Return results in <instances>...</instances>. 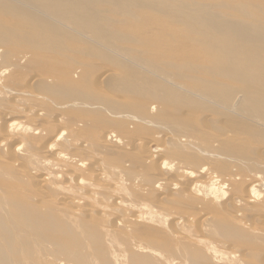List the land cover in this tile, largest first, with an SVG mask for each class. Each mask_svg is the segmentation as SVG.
I'll return each mask as SVG.
<instances>
[{
  "label": "bare ground",
  "instance_id": "1",
  "mask_svg": "<svg viewBox=\"0 0 264 264\" xmlns=\"http://www.w3.org/2000/svg\"><path fill=\"white\" fill-rule=\"evenodd\" d=\"M7 14L14 27L4 19ZM41 15L39 8L22 0H0V264H264V256L260 258L264 247V106L257 111L258 104L257 109L250 111L253 115H246L243 107L237 105L243 99L240 95L222 105L211 94H187L195 103L200 102L203 111L192 113V121L196 114L205 121L218 118L217 128L208 124L213 119L203 121L204 133L198 135L196 128L187 125L182 111V119H178L189 127L180 128L169 121L164 116L166 111H161L163 118L151 114L157 103L142 102L137 113L118 111L117 117L124 121L119 126L113 124L112 130L127 136L130 126L137 130L136 125L148 129L154 125L158 129L154 135L162 136L160 146L150 151L151 140L135 138L131 147H141L142 151L140 155L132 153L133 158L129 156L132 149L128 156L125 150L123 154L116 150L123 145V138L107 130L95 146L92 144L94 147L90 145L91 150L103 153V159L98 160L102 162L92 157L94 161L84 169L81 157L89 156L90 143L77 140L82 133L78 138L76 129L87 121L75 113V117L68 115L81 100L75 102L69 96L57 99L54 90L64 87L71 92L78 88L91 98L95 91L104 92L102 83L114 73L104 71V78L94 82L97 87L92 86L95 91L90 89L93 92L79 83L83 80L89 85V80L81 75L75 80L78 73L71 70L73 74L62 72L55 78L60 84L48 83L55 74L47 78L35 72L37 75L32 76L30 83L28 78L25 87L19 72L29 62L30 53L20 48L17 54H10L9 49H32L36 43L31 38L34 30L41 31L36 25ZM31 59L35 57L30 58V63ZM35 85L40 87L38 92L31 90ZM169 86L164 89L169 90ZM187 96L185 99L191 101ZM23 101L30 105L20 106ZM140 131L143 133V129ZM99 132H93L94 136ZM131 162L137 166L139 163L146 171H142L144 184L137 194L153 193V203L148 200L149 204L136 205L122 198L119 188L133 185L136 180L141 183L142 168L139 165L141 169L135 172L134 163L133 169L128 168ZM113 181L115 184L111 185ZM12 183H17L18 188L10 187ZM34 186L38 194V188L56 192V204L72 209L62 211L51 205L45 195L37 199L38 194L29 192ZM95 198L101 205L85 204V200ZM164 206L180 210L174 217L165 216L161 212ZM91 212L107 217L108 222L96 223V217V221H87L89 215L84 214Z\"/></svg>",
  "mask_w": 264,
  "mask_h": 264
},
{
  "label": "rangeland",
  "instance_id": "2",
  "mask_svg": "<svg viewBox=\"0 0 264 264\" xmlns=\"http://www.w3.org/2000/svg\"><path fill=\"white\" fill-rule=\"evenodd\" d=\"M22 1L31 7L39 8L42 14L39 23L36 24L41 28V31H37L39 30L37 28L36 31L34 30L33 37H31L36 42L33 44L32 49L27 47L26 49L22 46L16 47V50L13 51L9 49L10 54L11 52L12 54L13 52L17 54L18 49L21 48V50L24 49L28 54L30 53V56L27 54L30 58H33V56L35 57V59H31L32 63H30L29 57V62H25L22 71L27 72V75L23 74L22 71L21 73L19 72L22 76L21 82L24 85L26 84L25 87L28 86L27 84L30 83L29 81L32 76L36 74L35 72L47 78L48 75L52 76L55 74L52 80L49 79L48 83L52 84L56 82L55 84H60L55 78H57L58 75L60 77L62 72H69L71 70L74 73H78L74 77L75 80H78L80 75L83 78H87V81L89 80L88 84L91 85V87L83 80H79L83 89L85 88L89 91L93 89V91H95L92 86L95 85V87H97L98 84L94 82L96 79L104 78L102 74L104 71L108 70L114 73V76L111 77L114 80L107 78L105 82L106 86L105 83H102L103 86L100 84L104 92L95 91L91 98L86 97L78 88L71 92L64 87L60 88V90H54L56 95L53 94V96L57 99L69 96L75 98V102L81 100V104L77 109L71 110V113L68 112V115L71 117L77 116L78 118L79 116H83L88 122L81 123L80 125H84L78 126L79 128L76 129V131H79L78 138L80 133H82L77 140L80 142L82 141V143L86 145L88 142L90 143L88 146L90 149H88V155H92L90 156L91 159L86 154L82 155L84 157L86 156V158L81 157L85 162L84 169L89 167L94 161L92 157L97 158V161L103 159V153H98L94 149H92V151L91 148L101 140L105 131L113 129V124L119 126V122L121 123V121H124L117 117V112H123L124 114H126V112L137 113L139 112V107L142 102L157 103L155 104V113L151 112V114H156L163 118L161 111H166L164 116L169 121L176 123L180 128L192 126V128H196L195 132L200 135L204 133L203 129H201L203 121L207 122L211 118L213 121L207 123L210 127L217 128L218 118L209 117V119L205 121L201 115L203 111L200 109V102L198 101V103H195L187 94H211L215 97L216 101L222 103V105L231 103L236 95H240L243 99H240L237 105L243 107L244 111H246V115H253L250 111L257 109L258 104L259 109L257 111L264 106V0ZM4 19L10 20L8 14ZM8 23L14 27L13 21L10 20ZM16 25L20 26L19 23H16ZM21 26H23V24H21ZM42 27L48 29L50 33L44 32ZM27 28L26 31L30 32ZM30 28L33 29L31 26ZM42 33L44 36L41 35ZM48 34L49 36H47ZM35 37L38 38L35 39ZM32 51L36 52L40 57L36 56ZM27 68L30 69L28 70ZM72 72L71 74H73ZM29 74L31 76H29ZM24 75L27 78H24ZM26 81L28 83H26ZM24 85L20 86L24 87ZM168 86L171 89H164ZM39 88V85H35L31 90L33 92H38ZM173 93L175 95H173ZM159 94L161 96H158ZM186 96L191 101H187L185 99ZM48 97L51 99L49 95ZM259 97H261L260 102ZM186 102L189 104L187 105ZM24 103L27 102H21L20 106L23 105L27 107L30 105L27 103L28 105L26 104V106ZM166 104L170 105L168 106ZM196 104L199 105V108ZM157 105H159V107ZM181 111L182 114H186L183 115V117L185 116L183 119L187 120V125L189 126H185L178 119V117L182 119ZM200 112V116L198 114L194 115L197 117H194V121H192V113L195 114ZM221 112L224 113L223 111ZM73 113L76 115L74 116ZM190 120L192 123H190ZM109 121L111 123H109ZM20 122L19 120L17 121V123ZM98 125H101V128L99 126V130L97 127ZM88 126L90 127L88 128ZM196 126L199 130L201 129V132L198 131ZM82 127L85 128V130H83ZM95 127L97 128L96 130ZM136 127L138 131L135 130V127L130 126L129 135L127 136L117 134L116 130H112L115 132L113 133L114 136L118 138L122 137L125 143L117 146L116 150L118 152H122L123 154V152L126 151V154L132 149L129 152L130 157L132 153H139V151L141 153V147H136L137 150L133 147V150L130 144L135 138L138 139L141 137H147L152 141L150 151L154 150L157 145L160 146V143H162L160 142L162 136L158 134L154 135L155 131H158V129L156 130V126L151 125L149 127L151 129H148L147 126L142 128V126L138 127L136 125ZM139 128L143 129V133ZM133 130L137 131V134ZM97 131L100 132L97 134L95 133L94 136L93 132ZM132 132L135 134H132ZM86 133L91 135H87ZM67 135L68 131L65 132L63 137L65 138ZM190 135L193 136L194 133H190ZM97 137H99V139ZM115 139L116 138H113L112 140ZM87 140L89 141L87 142ZM93 143L94 146L92 145ZM251 144L255 145L253 140H251ZM68 150L69 149H66V151ZM116 150L115 153L117 154ZM140 153L138 155H140ZM134 157L135 155L133 158ZM98 162L101 163L102 161ZM134 162H131L132 165H129L128 168L133 169L134 165H136ZM137 164L138 166L136 165L134 171L138 172L137 170L142 168L140 170L141 172L139 171V174H141L139 177L141 179L142 175L144 177L142 171H146L143 169L142 165L139 163ZM110 184L114 185L115 182L113 181ZM143 184L141 179V183L136 180V183L134 182L133 185L131 183L126 185L128 187L130 185V187H132L131 189L126 186L119 188L122 193V198L132 201V203L136 202V205L147 203L148 200H150L151 203L154 199L152 197L153 193L148 192L149 194H147L144 192L137 194L140 191V185L142 187ZM10 187H15L17 189L18 184L12 183ZM34 188H29L33 189V191L31 190L29 192L32 194L35 193L36 195L38 194L36 186H34ZM132 189L133 191H131ZM228 189L229 187L227 188L226 186L225 191H228ZM40 190L43 192H40ZM40 190L38 188L39 197L37 199L45 195L49 198V201H52V203L50 202L51 205L58 206L57 208H61L62 211H69L72 209L69 206H60L56 204V192L52 190L44 191L42 188H40ZM46 192L48 193L46 194ZM159 193L163 194L164 192L160 191ZM140 195L143 197L139 198ZM157 195L158 194L155 195V198ZM95 199L85 200V204H87L88 207H97L101 205L99 204V200L97 199L95 201ZM165 207L166 206L163 208L165 209ZM164 209H162L163 211L161 210V212L165 216L173 215V217L175 213L180 210L174 207H167L166 209L168 211ZM154 210L156 209H153V211ZM188 212L190 213V210ZM93 213L84 214L86 216L89 215L87 218L85 217L87 221L95 220L96 217L98 219H96L97 221L95 220L96 223L100 222L99 224H101V220L105 224L108 222L107 217L101 216L96 212ZM92 216L94 218H92ZM90 223H94V221ZM261 249H263L264 252V247ZM263 252H260V255H262L260 258L264 256Z\"/></svg>",
  "mask_w": 264,
  "mask_h": 264
}]
</instances>
